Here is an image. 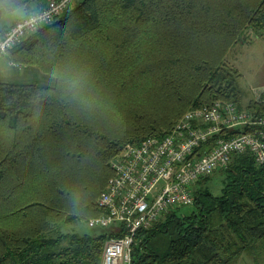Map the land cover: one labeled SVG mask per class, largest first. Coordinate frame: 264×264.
<instances>
[{
  "label": "trees",
  "instance_id": "1",
  "mask_svg": "<svg viewBox=\"0 0 264 264\" xmlns=\"http://www.w3.org/2000/svg\"><path fill=\"white\" fill-rule=\"evenodd\" d=\"M35 0H0L3 14ZM264 31V0H77L2 59L0 264H100L104 243L65 227L103 214L97 199L125 144L168 134L215 101L239 105L227 52ZM249 110L264 112L263 102ZM214 196L135 235L130 264L264 259V166L248 154L221 170ZM209 178V177H208ZM205 178V179H208Z\"/></svg>",
  "mask_w": 264,
  "mask_h": 264
},
{
  "label": "built area",
  "instance_id": "2",
  "mask_svg": "<svg viewBox=\"0 0 264 264\" xmlns=\"http://www.w3.org/2000/svg\"><path fill=\"white\" fill-rule=\"evenodd\" d=\"M74 0H48L0 36V59L27 35L48 24ZM264 103V85L254 90ZM248 154L264 166V112L215 101L185 112L165 136L125 146L112 160V175L97 199L103 214L87 221L111 230L100 264H130L135 235L163 214L193 204L192 187L236 156Z\"/></svg>",
  "mask_w": 264,
  "mask_h": 264
},
{
  "label": "rangeland",
  "instance_id": "3",
  "mask_svg": "<svg viewBox=\"0 0 264 264\" xmlns=\"http://www.w3.org/2000/svg\"><path fill=\"white\" fill-rule=\"evenodd\" d=\"M76 1L74 0L73 4ZM19 12H21V9L3 14L0 18V31L10 26L18 17ZM224 63L227 67L237 72V84L241 92L239 105L242 108H247L249 104L256 102L254 90L264 85V31L256 35L247 33L243 40L238 41L229 49ZM11 66V64L6 63L1 58L0 75H6L10 72ZM127 145L130 144H125L121 150ZM223 185V173L217 170L208 179L198 181L192 187V192L199 190L217 196L221 194ZM193 210L194 206L189 205L178 208L175 212L179 216H185ZM98 230V228L89 227L85 221H78L65 227L64 232L82 236L95 234ZM235 264H264V259L262 254L255 255L251 252H245L238 258Z\"/></svg>",
  "mask_w": 264,
  "mask_h": 264
},
{
  "label": "crops",
  "instance_id": "4",
  "mask_svg": "<svg viewBox=\"0 0 264 264\" xmlns=\"http://www.w3.org/2000/svg\"><path fill=\"white\" fill-rule=\"evenodd\" d=\"M48 0H35L28 9H21V12H19L18 17L16 18V20L8 27L4 28L3 30L0 31V36H2L5 31L11 27L14 23H16L17 21L23 19L24 17H26L28 14H31L35 11H37L38 9H40L41 7L45 6ZM10 64V63H9Z\"/></svg>",
  "mask_w": 264,
  "mask_h": 264
}]
</instances>
